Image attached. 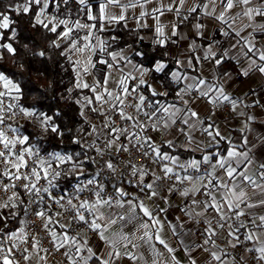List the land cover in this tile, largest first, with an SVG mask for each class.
I'll return each mask as SVG.
<instances>
[{"label": "snow or ice", "instance_id": "1", "mask_svg": "<svg viewBox=\"0 0 264 264\" xmlns=\"http://www.w3.org/2000/svg\"><path fill=\"white\" fill-rule=\"evenodd\" d=\"M252 75L264 0H0V264H264Z\"/></svg>", "mask_w": 264, "mask_h": 264}, {"label": "trees", "instance_id": "2", "mask_svg": "<svg viewBox=\"0 0 264 264\" xmlns=\"http://www.w3.org/2000/svg\"><path fill=\"white\" fill-rule=\"evenodd\" d=\"M9 2V0H4V3L7 4ZM14 15V14H13ZM40 35L38 33H32L30 29H28L27 31H25L22 34V41L28 42V41H35L37 43L40 42ZM43 46V45H41ZM48 66H49V71L45 76H40L39 78L37 77L36 73V69L38 67V65H31L29 67V71L24 73V76L28 79H30L31 83L26 84V88L30 89L32 88V86L34 85L36 88L40 89L41 91L45 90L48 88V86L50 84L54 85L56 88V94L58 95L60 91L63 90L64 86H67L66 83L64 86H62L60 83H58L59 81V76L57 75V73H60V68L59 66L54 64V61H48ZM5 67H7V65H5ZM62 74V73H61ZM67 81V77H65V82ZM36 95L35 91H32L29 95H28V102L32 101V97ZM48 96L52 95V92H47ZM51 102V101H49ZM55 106L61 108L62 110H65L67 112V116H66V121L72 119L73 117V113L71 111L68 110V105H66L63 101H59L57 100L55 102ZM58 142H53L52 145H49L48 142L44 143L45 147H48L49 150H55V145ZM61 148H63V145H60Z\"/></svg>", "mask_w": 264, "mask_h": 264}, {"label": "crops", "instance_id": "3", "mask_svg": "<svg viewBox=\"0 0 264 264\" xmlns=\"http://www.w3.org/2000/svg\"><path fill=\"white\" fill-rule=\"evenodd\" d=\"M255 89L257 95L250 96L249 100L254 99H261L264 100V95H260L261 93H264V80L257 78L256 75H252L249 78H241V80L237 81L235 84L230 86V90L233 91L234 94L240 95L245 92H249V90ZM254 114L257 116V121L252 125L253 132L252 136L255 138L258 135H264V110L261 109H254ZM218 123L223 127L224 125V119L223 115L221 116V119L218 121ZM235 127L240 126L239 120L232 121ZM227 132V130H225ZM233 136H238L239 133H232ZM243 252L240 250L238 253H233V255H236L237 258L239 255H242ZM51 264H57L56 260H52Z\"/></svg>", "mask_w": 264, "mask_h": 264}]
</instances>
